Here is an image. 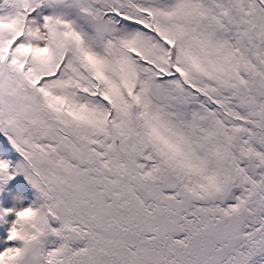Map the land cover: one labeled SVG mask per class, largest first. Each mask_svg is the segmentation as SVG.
<instances>
[{"label":"snow or ice","instance_id":"1","mask_svg":"<svg viewBox=\"0 0 264 264\" xmlns=\"http://www.w3.org/2000/svg\"><path fill=\"white\" fill-rule=\"evenodd\" d=\"M0 134V264H264V0H0Z\"/></svg>","mask_w":264,"mask_h":264},{"label":"rangeland","instance_id":"2","mask_svg":"<svg viewBox=\"0 0 264 264\" xmlns=\"http://www.w3.org/2000/svg\"><path fill=\"white\" fill-rule=\"evenodd\" d=\"M0 157L5 159H10L13 163L22 159L20 154L10 145V143L6 142V138L0 134ZM8 188L11 189L12 193L18 194L20 196H26L29 198H34L37 195V190L32 187V185L24 178L21 174L15 180L11 181ZM4 206L10 207L12 206L13 197L9 196L7 193L3 197Z\"/></svg>","mask_w":264,"mask_h":264}]
</instances>
